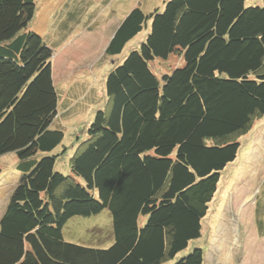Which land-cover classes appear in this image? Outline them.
<instances>
[{
    "label": "trees",
    "instance_id": "obj_1",
    "mask_svg": "<svg viewBox=\"0 0 264 264\" xmlns=\"http://www.w3.org/2000/svg\"><path fill=\"white\" fill-rule=\"evenodd\" d=\"M138 3L124 4L112 29L103 104L76 137L65 175L51 61L73 33L98 30V8L57 3L54 50L29 30L35 0H0V157L14 153L19 172L0 211V264L175 260L200 237L221 173L264 116V0H166L149 13ZM176 51L181 61L156 75L151 64L170 68ZM88 82L77 85L94 90ZM105 209L109 247L63 240L69 219ZM260 215L264 235V205ZM174 264H204V250Z\"/></svg>",
    "mask_w": 264,
    "mask_h": 264
},
{
    "label": "rangeland",
    "instance_id": "obj_2",
    "mask_svg": "<svg viewBox=\"0 0 264 264\" xmlns=\"http://www.w3.org/2000/svg\"><path fill=\"white\" fill-rule=\"evenodd\" d=\"M60 1L35 0L36 11L29 26V30L38 33L54 50H57L56 42L59 40L56 27L64 14V6L55 9ZM164 1L93 0L92 6L98 8L97 21L101 22L98 30L73 33L53 55V86L60 99L59 110H63L58 120L59 125L65 128L63 144L68 148L63 158L65 166L59 167L57 163V170L59 168L63 174H69L68 159L76 146V137L83 135L82 129L91 121L93 112L103 104V82L112 63L104 51L112 29L126 13L123 5L129 3V6H134L140 2L143 10L149 13L160 8ZM245 5L260 6L262 0H245ZM56 11L61 14H55ZM139 39L136 38L130 47ZM129 49L123 51L118 59L121 60ZM169 61L170 68H165L161 62L152 63L155 74L160 76L174 68L181 61V54L176 51ZM87 81L88 85L95 87L94 90L84 91L77 85ZM17 164L14 153L0 157V211L19 180ZM263 205L264 116L256 119L251 131L240 138L236 158L221 173L217 190L201 222L200 237L191 241L185 251L166 264H174L196 247L204 250L205 264H264V235L256 230L260 225L259 219L262 220ZM62 238L67 243L89 248L109 247L113 242L110 212L105 209L97 215L69 219L63 226Z\"/></svg>",
    "mask_w": 264,
    "mask_h": 264
},
{
    "label": "crops",
    "instance_id": "obj_3",
    "mask_svg": "<svg viewBox=\"0 0 264 264\" xmlns=\"http://www.w3.org/2000/svg\"><path fill=\"white\" fill-rule=\"evenodd\" d=\"M204 264H205V260H204Z\"/></svg>",
    "mask_w": 264,
    "mask_h": 264
}]
</instances>
